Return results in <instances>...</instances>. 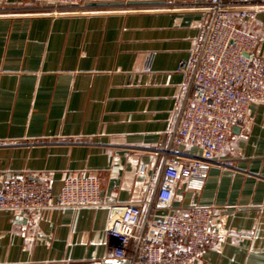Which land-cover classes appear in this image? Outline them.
Instances as JSON below:
<instances>
[{
  "label": "crops",
  "instance_id": "crops-1",
  "mask_svg": "<svg viewBox=\"0 0 264 264\" xmlns=\"http://www.w3.org/2000/svg\"><path fill=\"white\" fill-rule=\"evenodd\" d=\"M86 3L88 14L51 18L30 14L33 0H0V190L26 179L58 197L66 178L93 176L103 203L38 215L0 211V264H116L110 218L131 204L146 213L154 196L188 84L177 69L198 50L208 16L163 9L160 0ZM253 30L264 32V10ZM254 55L264 57V41ZM225 158L233 166H214L200 193L182 182L173 208L155 214L212 212L220 240L194 264H264L263 101L251 105Z\"/></svg>",
  "mask_w": 264,
  "mask_h": 264
},
{
  "label": "built area",
  "instance_id": "built-area-1",
  "mask_svg": "<svg viewBox=\"0 0 264 264\" xmlns=\"http://www.w3.org/2000/svg\"><path fill=\"white\" fill-rule=\"evenodd\" d=\"M33 1L34 5L25 9L34 16L90 13L86 0ZM160 1L163 9L205 13L208 22L198 50L177 69L188 76V84L167 134L162 168L146 213L140 205L131 204L108 222L107 245L116 264H194L206 248L219 242L220 233L213 227L209 209L194 207L161 218L155 213L173 208L182 182L187 190L200 193L214 166H233L225 158L233 130L253 103L264 102V57L254 55L264 41V32L253 30L264 1ZM192 147H199L200 155L182 151ZM102 205L100 180L93 176L66 178L58 197L47 185L26 179L7 180L0 190V211L21 216Z\"/></svg>",
  "mask_w": 264,
  "mask_h": 264
},
{
  "label": "water",
  "instance_id": "water-1",
  "mask_svg": "<svg viewBox=\"0 0 264 264\" xmlns=\"http://www.w3.org/2000/svg\"><path fill=\"white\" fill-rule=\"evenodd\" d=\"M153 2H130V3H128L127 5L128 6H144V5H149V4H152ZM113 6H123V5H125V3H121V4H112ZM239 131H240V126H237V127H235L234 128V130H233V133L234 134H237V133H239Z\"/></svg>",
  "mask_w": 264,
  "mask_h": 264
}]
</instances>
